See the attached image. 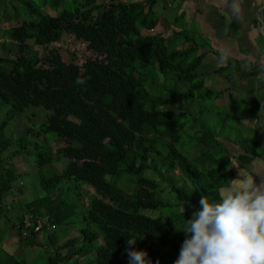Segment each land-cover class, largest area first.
I'll list each match as a JSON object with an SVG mask.
<instances>
[{"label": "trees", "instance_id": "16d2710c", "mask_svg": "<svg viewBox=\"0 0 264 264\" xmlns=\"http://www.w3.org/2000/svg\"><path fill=\"white\" fill-rule=\"evenodd\" d=\"M62 1L47 0L41 6L34 0H10L13 15L20 17L24 12L25 17L18 25L0 28V41L5 39L1 45L6 48L7 42L16 44L13 58L0 56V105L10 106L0 122V217L6 207L5 198L13 194V183L19 178L14 166H4V153L6 161L8 155L18 157L31 139L54 133L55 142L60 143L56 151L36 147L35 166L48 194L27 202L25 213L13 222L18 224L20 242L34 246L38 234L44 231L57 245L58 231L65 230L64 226H77L81 238H67L59 244L49 264H126L130 234L142 238L133 247L146 250L153 264H175L187 234L178 242L175 219L165 218L164 213L155 217L153 213L185 203L186 217L191 219L195 210L192 206L199 208L205 195L210 200L219 199L227 183L226 175L221 173L222 159L212 150L218 143L216 129L204 120L201 111L185 108L181 99L184 92L191 104L194 99L205 102L229 90L208 86L197 72L207 55L202 47L210 42L201 47L194 42L175 48L162 32L144 33V29L153 30L161 22L155 12L160 0H84L61 10ZM4 2L0 0L1 8ZM46 7L58 14H50ZM3 13L8 16L6 20L12 18L9 11ZM162 22L163 27H169L170 23ZM228 24L237 31L234 22ZM65 34L87 42L102 58H88L80 65L75 60L64 61L59 52L41 56L35 51L34 46L60 42ZM151 65L165 75H174L180 87L166 89L165 96H154L159 85L153 87L154 81L150 84L146 79ZM226 69L220 67L214 72L230 81L235 73L225 74ZM78 77L85 83L77 84ZM179 101L182 110L178 114L172 109L151 108ZM30 107L51 111L40 125L38 137L33 127H26V134L17 139L8 137L10 120ZM188 113L195 124L196 146L207 147L200 155L187 156L177 147L188 126L184 120ZM63 158L69 162L61 172L45 173L47 167ZM152 170L157 175H150ZM175 171L194 186H178ZM127 182L131 191L126 189ZM84 185L95 193L89 201ZM166 191L176 194L173 202H165ZM26 216L33 219L29 228ZM179 218L184 225L183 214ZM39 219L46 223L35 231Z\"/></svg>", "mask_w": 264, "mask_h": 264}, {"label": "rangeland", "instance_id": "374dc122", "mask_svg": "<svg viewBox=\"0 0 264 264\" xmlns=\"http://www.w3.org/2000/svg\"><path fill=\"white\" fill-rule=\"evenodd\" d=\"M34 1L37 5L42 6L46 3L47 0H34ZM83 1L84 0H63L62 2L59 3H61V10H62L64 6L74 7L75 5H77L78 3H82ZM136 1L144 2L146 0H136ZM100 2L108 3L110 1L100 0ZM168 2H171L172 6H168L167 5ZM181 2H182L181 0H160L158 4L155 6V12L159 16V18L165 19L166 21L165 20L163 21L165 22L168 21L170 23L169 27L159 28L161 29L160 31L164 30L162 34L166 35L170 44L173 42L172 46L175 48H178L183 44L189 46L190 43H194V42H196L199 46L208 42H210V44L213 43L212 39H209L208 35H204L203 30L205 28L203 26V23L199 20V17L196 16L189 17V15L184 17L180 16V13H182V10H184L182 5H180ZM4 4H5L4 7L2 8L0 7V20H1L0 28L2 30L20 24L24 16L23 15L24 12L20 17H15L13 15L14 14V12L12 11L13 7L10 0H5ZM45 9L50 14H58L57 11H53V9H51L50 7H46ZM3 11L4 12L9 11V13H12V18L10 20H6L8 16L3 15L4 14ZM156 29L150 31L144 29L143 32L161 33L160 31H158V29L157 30ZM181 30L183 31V33L182 34L178 33L181 32ZM186 38H188L189 40L188 43L186 42ZM4 40L5 39L2 38V40L0 41V56L11 59L16 54L15 51L16 44L13 42H7V47L4 48L1 45V43L4 42ZM207 46L208 45L202 47L203 51H206L207 55L202 65L197 69V72L203 75L204 79H206V82L208 83V86L213 85L212 82H215V80L218 79L220 80V82H223L224 84L228 83L229 80L224 79L220 74H215L214 71L217 68H219L221 62L225 61V59L222 61L221 57L223 56L226 57L227 59L230 57V55L224 52H221L220 55L216 54L214 51L210 49V46L215 47L214 44H211L209 47ZM34 49L41 56L51 51L59 52L64 61L70 62L71 60H75L80 65H82L88 58H98V57L102 58L101 55L95 53V51L88 46L87 42L78 39L70 34H65L60 42L53 43L47 47H40L36 45L34 46ZM225 66H227V63L223 62L222 67ZM230 67L231 66H228V69H226L225 74H231L233 70L230 69ZM147 71L149 72L146 76L148 82L151 84L152 81H154L153 82L154 85L152 84L153 87H155L157 84L159 85L156 87L157 89L155 88V91L153 92L154 96L157 97L165 96L166 94H168V91L166 89L171 90L173 88L180 87V85L179 86L176 85V81L173 77L174 75L172 74L165 75L164 73H161L158 70V68L154 69L152 65L149 66V69ZM162 86H165L164 90H161ZM183 93H181V99L183 100V106L185 108H193V110L195 111H201L199 112V114L202 113L204 120H206L211 126L215 128L221 129L224 127V119H223L224 114L223 112H221L220 108L218 107L223 106L221 109L225 112L224 105H226V102L223 104V101H216V99L220 98L221 96L218 98L215 97L212 99H206L205 102L194 99L193 101L194 104H191L190 101L185 100ZM180 104L181 101H179V103H174L160 107L157 104L151 106V108L154 109L162 108L167 110L172 109L176 114H178L180 110H182L181 107L182 104L181 105ZM9 107L10 106L4 108L2 105H0V122H2L3 119L6 117V113ZM229 110H231L230 107ZM50 114L51 111H47L41 107H30L25 112L17 114L14 119L10 120L9 125L6 128V134L10 138L14 137L15 139H17L26 134L27 131L26 127H33L34 128L33 134L35 137H38L37 131L39 130L40 125L47 121L48 115ZM184 120L187 121L188 126H186L185 129L182 131L181 133L182 137L180 142L177 144V147L183 154L187 156H194L193 154H196V149L194 150V147L197 145L195 141V134H196V131L194 129L195 124L191 115L184 117ZM198 128L199 126H197L196 129ZM29 138L31 139V136ZM44 139H46V141H44ZM55 140H56V135L54 133L44 134L41 137L31 139V143L29 144L28 148L23 150V152L20 153L18 157L12 156L11 158L8 155L7 157L8 160L6 161V156H7L6 153H4L3 155L4 166L6 167L14 166L19 174V178L13 183V189H14L13 195L11 192L14 201L12 203H10L9 201L6 202L8 205L11 204L9 211L7 212V218L9 222L0 225V259H4L8 255L7 254L8 250L6 249L4 243L2 244V240L6 236L9 237V235L12 233L13 229L11 228V224L12 222H16L18 220V217H20L21 212L25 208V204L29 201L35 200L38 197L45 196L48 194V191H46L41 186L40 183V172L39 169L35 166V158H36L35 154L38 151L37 148H39L40 151H46L49 150V148H52L56 151L60 147V143L55 142ZM62 145L63 143L61 144V146ZM12 149L13 147H11L9 151H11ZM68 162L69 160L66 158H63L59 162H54L52 166H49L45 169V173L49 175H52L54 173H59L64 169L65 165ZM161 169L167 173L166 169L164 168ZM149 174L157 175L156 171L154 170L150 171ZM173 175L175 176V180L178 186L182 187L187 183L189 186H194L191 182L188 181L186 182L184 180V177H182V175H180L178 171H175ZM127 184L128 182L125 184L126 189L131 191L130 187H128ZM119 185L122 188H124L121 183H119ZM63 186L66 187L67 183H63ZM21 188L23 192H20ZM58 191L59 190L56 189L55 193H57ZM83 192L87 201H89L90 198L93 195H95L94 190L87 185L83 186ZM163 196L166 198V199L163 198L165 202L168 200H172L173 202L176 199L175 198L176 194L174 192H172L170 195L166 191L164 192ZM184 205L187 208V205L185 203H182L181 207ZM181 207L178 208L177 206H173V207L161 208L159 210H155L153 216L158 217L160 215H163L164 213L166 216L165 218L170 220L175 219L176 226L178 228H182L183 220L182 218H179ZM75 237H78L79 239L81 238L80 232L75 227L71 226L67 230L58 231L57 241L59 243L55 245L56 246L55 248L51 244L47 243V245L44 247L40 246L35 250H30V251L28 250L27 255L29 256V258L24 264H47L50 255L54 253L55 249L58 248L59 244H61L67 238H75ZM175 237L178 242H182L185 237V232L178 231L176 228ZM100 243H103L102 239H100ZM24 252H22L21 249L18 253H16L17 258L23 259L24 256L26 255L24 254ZM34 252L36 254L34 256L31 255ZM169 252L170 249L165 251L166 256H168ZM125 262L126 264H129L128 257L125 258Z\"/></svg>", "mask_w": 264, "mask_h": 264}, {"label": "crops", "instance_id": "0c3cea01", "mask_svg": "<svg viewBox=\"0 0 264 264\" xmlns=\"http://www.w3.org/2000/svg\"><path fill=\"white\" fill-rule=\"evenodd\" d=\"M181 1L180 5L184 10L180 15L199 17L205 28L204 35H208L209 39H212L211 44L215 45L211 47L210 44L207 47L210 46L216 54L220 55L224 52L230 55L223 62L227 63L225 67L231 66L230 69L235 73V77L226 84L219 79L212 82V86L217 90L229 87L227 92L216 99L223 101V104L226 102L225 112L221 109L223 106L218 107L224 114V127L218 129L211 126L217 131L218 143L212 146V150L219 159H222L221 173L226 175V181L238 178L239 168L228 171L229 158H234L241 167L255 162L264 168V111H262L264 110V0ZM167 5L172 6L171 2ZM163 20L165 19H161L156 26L158 31L163 27ZM231 22L237 25V31L229 26L228 23ZM181 47H184V44ZM230 60L232 62L228 63ZM223 62L219 68L222 67ZM194 149L196 154L200 155L207 147L198 145ZM257 180L264 181V175L258 176ZM12 195L5 198V206H7L4 208V214L2 213L3 216L0 217V225L9 222L7 212L11 204L8 205L6 202L14 201ZM24 213L22 211L20 216ZM69 227H65V230ZM72 227L76 228V226ZM11 228L13 230L9 237L6 236L2 240V244L4 243L8 250L6 258L0 259L2 264H24L29 258L28 250L44 247L47 243L56 247L54 241L43 231L38 234L37 244L28 246L19 240L18 224L14 225L12 222ZM21 249L26 254L23 259L16 256ZM35 254L34 252L31 255Z\"/></svg>", "mask_w": 264, "mask_h": 264}, {"label": "clouds", "instance_id": "9594fccd", "mask_svg": "<svg viewBox=\"0 0 264 264\" xmlns=\"http://www.w3.org/2000/svg\"><path fill=\"white\" fill-rule=\"evenodd\" d=\"M76 83L85 80L78 77ZM229 160L228 171L239 168V176L227 180L219 199L202 196L199 208L192 206L191 219L185 205L181 207L185 221L182 228L176 227L187 238L175 264H264V181L257 180L264 168L255 162L241 167L234 158ZM128 237L129 264H153L146 250L133 247L142 238Z\"/></svg>", "mask_w": 264, "mask_h": 264}, {"label": "built area", "instance_id": "2783aa9c", "mask_svg": "<svg viewBox=\"0 0 264 264\" xmlns=\"http://www.w3.org/2000/svg\"><path fill=\"white\" fill-rule=\"evenodd\" d=\"M31 219H32L31 216H28V217L26 216V219H25L26 228H29L31 226V222H32ZM45 223H46V221L39 219L37 221L36 226H35V231L41 230L44 227ZM24 235H28L27 232H25Z\"/></svg>", "mask_w": 264, "mask_h": 264}]
</instances>
